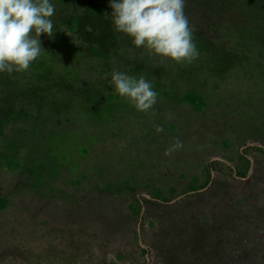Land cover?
<instances>
[{
	"label": "rangeland",
	"instance_id": "obj_1",
	"mask_svg": "<svg viewBox=\"0 0 264 264\" xmlns=\"http://www.w3.org/2000/svg\"><path fill=\"white\" fill-rule=\"evenodd\" d=\"M78 1L91 12L51 0L45 54L0 73V264H264V48L223 33L240 0H185L211 41L185 65L118 32L88 50L78 17L112 24L111 0ZM219 39L239 55L226 74ZM113 71L150 81L153 109L118 97Z\"/></svg>",
	"mask_w": 264,
	"mask_h": 264
},
{
	"label": "clouds",
	"instance_id": "obj_2",
	"mask_svg": "<svg viewBox=\"0 0 264 264\" xmlns=\"http://www.w3.org/2000/svg\"><path fill=\"white\" fill-rule=\"evenodd\" d=\"M109 7L114 31L129 37L135 48L179 65L199 57L185 0H111ZM54 14L51 0H0V73L26 72L45 54L39 37H52ZM109 83L139 112L156 104L158 93L144 76L113 71Z\"/></svg>",
	"mask_w": 264,
	"mask_h": 264
},
{
	"label": "trees",
	"instance_id": "obj_3",
	"mask_svg": "<svg viewBox=\"0 0 264 264\" xmlns=\"http://www.w3.org/2000/svg\"><path fill=\"white\" fill-rule=\"evenodd\" d=\"M65 1L70 3L71 5L78 6L79 8L83 10V12L90 11L89 9L88 10L86 9L87 7L85 6V4L80 3L78 0H65ZM101 6H104V4H102ZM239 8H240V15H242L241 16L242 23L240 24V27L234 28L232 24L227 22L225 24L226 29L224 30L223 33H226L227 31H229V33L234 34V35L236 34L237 35L238 34L247 35L249 37L253 34L255 37H254V40L252 39V42L256 44L258 47H260L261 49H263L264 48V0H240ZM96 9L104 12V7H96L92 10L96 11ZM97 12H98L97 16L92 17L94 19H98V22L95 23L96 25L87 24L89 22L88 21L89 18L86 19L84 16L78 17V20L82 24L89 27L86 31H82L80 33V38H81L82 43L88 44L94 47V49H88V50H94V51L99 50V52H102L103 49L105 50L104 48L105 42L110 40V38H112L114 34H116L117 32L110 28V27H113V24L109 23L108 21H105V19L98 18L99 14L101 13L100 11H97ZM107 15L109 16V14ZM249 22H251V24H249ZM94 26H97V27L95 28ZM206 36L207 35L205 36L201 35L199 32L196 35H193V41L195 43V46L198 47V45L200 44V46H202V48L205 49L207 48L208 45H211V41L208 39H207L208 43L205 45H202V43L205 41ZM221 45H222L221 48L219 47L216 48L214 56L218 58L219 60L218 63L221 64L217 72L226 74L232 71L231 64L234 61L239 60L238 59L239 55L234 50L232 51L227 50V48L224 45V42ZM134 69L136 71L143 70L141 66H136L134 67ZM163 71H164V68L161 66H155V68L151 66V68L148 70V72L150 73V76L156 77L159 81L164 80L163 79L164 76L161 75V72Z\"/></svg>",
	"mask_w": 264,
	"mask_h": 264
}]
</instances>
